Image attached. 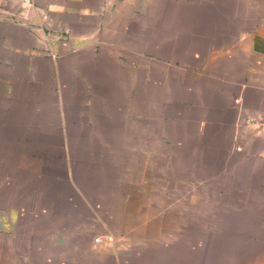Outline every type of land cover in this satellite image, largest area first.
I'll list each match as a JSON object with an SVG mask.
<instances>
[{
	"label": "crops",
	"instance_id": "1",
	"mask_svg": "<svg viewBox=\"0 0 264 264\" xmlns=\"http://www.w3.org/2000/svg\"><path fill=\"white\" fill-rule=\"evenodd\" d=\"M148 170L194 226L214 186L264 204V0H0V264H175L140 258Z\"/></svg>",
	"mask_w": 264,
	"mask_h": 264
},
{
	"label": "rangeland",
	"instance_id": "2",
	"mask_svg": "<svg viewBox=\"0 0 264 264\" xmlns=\"http://www.w3.org/2000/svg\"><path fill=\"white\" fill-rule=\"evenodd\" d=\"M153 161V157H150V165H153L151 164ZM146 176L148 231L150 229L152 233H157L156 231L161 229L162 234L152 235L146 240L143 237H133L136 243L140 241L139 239L142 240L139 245L144 246L142 243L144 240L148 246V251L146 249L144 253L140 254L141 259L148 260L153 256V243L160 242L162 243L164 260L173 256L172 259L176 261L175 264H240L248 263L251 259L264 254V204L243 203L236 205L240 207V211L237 213L233 212L228 204L225 211L221 209L224 208V205L219 204V199L234 198L238 191L233 187H227L218 192L217 186H214L211 188L210 217L205 223L201 220L199 226H194L196 221L187 215L191 208V205L187 203L186 196L188 174L173 171H164L160 174L148 170ZM98 177L97 173H83L84 182ZM84 188H86V192L90 190L86 186ZM242 190L240 195L248 196L247 190L249 189L244 188ZM257 191H259V195H264V189ZM130 208L134 209L135 207L131 205ZM118 210H120V206L116 212ZM91 211L90 204L83 205L85 228L90 224H95V221H90L86 217ZM107 222L111 228H127L139 223L137 219L120 220L118 218L110 219ZM90 238L87 236V232H84L82 237L84 247L90 244ZM92 258L91 252L83 253L84 262ZM72 259H68V263L72 264Z\"/></svg>",
	"mask_w": 264,
	"mask_h": 264
}]
</instances>
